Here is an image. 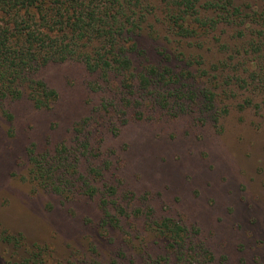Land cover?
Listing matches in <instances>:
<instances>
[{
  "label": "rangeland",
  "instance_id": "obj_1",
  "mask_svg": "<svg viewBox=\"0 0 264 264\" xmlns=\"http://www.w3.org/2000/svg\"><path fill=\"white\" fill-rule=\"evenodd\" d=\"M153 1L159 6L160 0ZM233 1L247 13L264 6V0ZM156 19L158 12L147 23H155L159 37L154 41L145 29L141 46L165 48L173 57L183 54L178 71L195 75L182 81L184 90L196 91L197 97L181 100L176 109L132 106L128 116H114L112 125L82 128V136L91 130V154L81 156L74 176L78 182L66 187L71 192L60 195L41 187L29 154L53 156L62 145L75 148L83 119L101 102L98 77L78 63L49 64L37 78L58 94L51 109H34L25 99L0 108V264H34V247L42 251L43 264H133L144 249L157 253L161 246L149 237L147 220L133 215L149 209L152 219L170 217L199 228L216 258L264 264V102L257 91L223 84L226 75L246 76L247 68L244 59L218 51L220 44L234 46L239 28L220 24L202 37L167 39ZM225 57L227 64L213 71ZM190 59L197 64L187 68ZM204 89L216 93L208 110L202 106ZM246 99L254 104L246 106ZM135 111L144 112L143 119L121 126ZM80 175L97 189L95 195L86 194ZM110 186L117 189L115 196H107ZM104 198L114 216L113 201L125 207L120 227H102ZM5 237L17 244L6 243Z\"/></svg>",
  "mask_w": 264,
  "mask_h": 264
},
{
  "label": "trees",
  "instance_id": "obj_2",
  "mask_svg": "<svg viewBox=\"0 0 264 264\" xmlns=\"http://www.w3.org/2000/svg\"><path fill=\"white\" fill-rule=\"evenodd\" d=\"M198 2L160 0L157 6L153 0H0V108L5 102L25 99L34 109H51L58 94L37 78L40 70L49 64L78 63L88 74L98 77L96 90L101 102L83 119L75 148L62 145L53 156L30 152L32 174L41 187L63 195L71 192L66 187L78 182L74 176L81 156L91 154V130L82 136V128L112 125L116 122L114 116H128L126 112L132 106L162 110L172 106L170 109H176L182 106L181 100L196 99L197 92L184 90L182 83L193 80L194 73L187 69L178 71L183 54L173 57L165 48L150 51V46H141L140 38L145 29L154 41L159 37L154 30L155 23H147L149 16L156 12L160 16L156 21H160L167 39L169 36L202 37L215 31L220 24L238 26L232 37L234 46L220 44L218 51L225 50L231 59L236 56L244 59L242 65L247 68L244 70L247 75L241 73L236 79L226 75L222 82L241 90L257 91L264 102V6L260 11L247 13L233 0H207L204 5ZM210 11L215 16L209 17L207 12ZM156 57L161 59L154 62ZM227 60L225 57L220 66L215 65L212 70L217 72ZM173 62H178L177 66H173ZM196 62L190 59L185 66L191 68ZM237 70L238 67H234L232 73L237 74ZM203 75L207 73L200 76ZM201 95L203 108L211 109L216 93L204 89ZM244 104L252 106L254 102L246 99ZM4 114L12 120L7 112ZM143 116L144 112L135 111L121 122V126L129 120L139 121ZM111 130L117 133L120 129ZM89 171L96 170L90 168ZM79 179L86 194L97 193L90 180L82 175ZM116 192L111 186L106 190L107 196H115ZM101 202L102 227H120L121 217L126 215L125 207L113 201L117 211L114 216L109 200L104 198ZM133 215L147 220L149 237L161 246L157 253L144 249L139 258L136 256L137 261L131 263L229 264L226 257L214 256L199 228L170 217L152 219L150 209L146 214L135 210ZM4 241L17 244V239L9 237ZM32 250L30 259L34 264H43L42 251L35 247Z\"/></svg>",
  "mask_w": 264,
  "mask_h": 264
}]
</instances>
